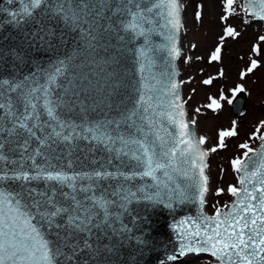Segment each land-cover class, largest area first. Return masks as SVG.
Wrapping results in <instances>:
<instances>
[{
  "label": "snow or ice",
  "instance_id": "6c2138e0",
  "mask_svg": "<svg viewBox=\"0 0 264 264\" xmlns=\"http://www.w3.org/2000/svg\"><path fill=\"white\" fill-rule=\"evenodd\" d=\"M237 8L244 23L264 22V0H221L219 20L238 15ZM182 9L179 0L0 4V30L20 31L24 49L56 53L23 73L25 52L0 49V63L13 61L12 74L0 75V264H100L114 250L109 237L129 234L124 217L139 202L169 209L198 203L194 216L172 225L182 256L264 264V121L250 137L259 148L244 142L243 155L231 160L238 186L226 191L233 200L206 214L205 137L197 139L185 120L183 82L176 80ZM222 31L210 61L221 59L227 38L240 35L231 25ZM252 52L261 55L260 45ZM259 64L252 59L241 79ZM230 91L209 95L204 107L231 105L245 89ZM237 134L233 121L219 131L218 147Z\"/></svg>",
  "mask_w": 264,
  "mask_h": 264
},
{
  "label": "rangeland",
  "instance_id": "374dc122",
  "mask_svg": "<svg viewBox=\"0 0 264 264\" xmlns=\"http://www.w3.org/2000/svg\"><path fill=\"white\" fill-rule=\"evenodd\" d=\"M200 1L192 0V3L189 4L188 0H185V12L188 16H193V4L195 6V19L192 22L194 29L191 31L188 41H184L185 54L181 60L183 80L179 76L183 82L182 86H186L189 89V93L184 98L187 101L185 104L186 108L190 106V111H192L190 117L195 120V126L198 128L199 134L205 137V143L209 150L218 146L219 131L230 129L233 121L236 122V127H239V129L245 128L243 135L235 139L236 144L232 148L231 153L220 151L221 154H219L215 151L209 156L208 169L210 168V187L212 190L207 195L206 212L212 215L215 210L214 206H223L225 202L232 200L233 197L226 191L227 187L229 185L238 186L237 174L232 169L231 160L243 155L245 150L241 149L239 145L250 140L249 145H255L256 147L261 142L250 137L259 123L264 121V101H262L264 98L260 94L257 95L258 100L253 101L250 96L258 92L264 94V59L261 60V57L257 59L261 64L243 79H241L240 73L246 71L251 60L254 59L252 58L255 55L252 52L253 46L260 45V47H263V41L258 39L259 36L264 35L261 34L264 30L258 29L254 31L253 38H250L251 41L246 39L245 41L248 42H245L244 45L242 44L241 48L239 45L234 46L237 43L232 44L227 49L222 46L221 59L219 61H210L211 52L220 44L214 45L223 34V28L228 25L236 27V25H240V21L236 18L232 20L233 16H231L227 22H221L219 20L221 11L209 14L208 20L204 19L202 18L203 7ZM197 11L201 13L199 19L196 17ZM213 20L212 30L215 31L211 32L210 25ZM202 22L203 24L200 25ZM255 22H260L264 25L262 21H253L251 23L252 26ZM185 28H189V26ZM231 50H236L237 55H235L234 59L228 60L229 54L233 52ZM262 56H264V53ZM221 69L224 71V76L219 75ZM227 70H229V73ZM234 73L235 75L233 76ZM209 78H213V84L204 85L203 80ZM226 84L229 89L225 95L228 96H231L230 90L232 88L237 85H243L246 94V108L243 114H235L232 104L228 105L227 103H224V106L217 111L204 107L209 102L208 96H216L217 92ZM198 108L200 109L199 112L196 111ZM255 109H257L256 112H254ZM261 132L263 133L264 129H261ZM220 188L225 191L221 195H216V190ZM171 264H218V262L210 255L196 253Z\"/></svg>",
  "mask_w": 264,
  "mask_h": 264
},
{
  "label": "water",
  "instance_id": "95a60500",
  "mask_svg": "<svg viewBox=\"0 0 264 264\" xmlns=\"http://www.w3.org/2000/svg\"><path fill=\"white\" fill-rule=\"evenodd\" d=\"M179 2L181 3L182 0H179ZM3 3L4 0H0V4ZM4 18L5 17H0V19ZM181 20L183 25V9ZM180 33L181 29L178 34L177 42V46L181 50ZM22 42V33L12 26L5 25L3 29L0 30V49H17L25 52L27 63L20 66V70L23 73L32 70L34 63L47 65L48 61L56 55V53L43 51L37 48L24 49L22 47ZM180 57L175 61V67L179 74L178 60ZM12 64V58L8 56L6 62L0 63V75L5 77L10 76L12 74ZM132 68L133 63L129 60L128 77L134 82L135 78ZM176 80L180 82L179 75L176 77ZM180 92L183 98L181 87ZM245 107V93L237 94L236 99L233 101L234 112L236 114H242ZM185 111V120L189 122L190 129L194 131L195 137L199 139L195 126L191 124V120L187 116V108H185ZM259 146L257 148H259ZM201 148L208 152L204 144L201 145ZM206 163L208 165V156L206 157ZM205 174L207 175V168L205 169ZM129 207L130 211L127 216L124 217L125 223L128 224L130 229L129 234L126 238L124 236H117L114 239L109 237L107 242L114 245V250L110 254H105L100 264H168L177 262L186 255L191 254L186 253L183 256L179 254V236L172 225L177 224L180 219L194 216L198 210V203L185 202L183 204H174L172 209L150 202L133 203ZM169 256H175L176 258L174 260H168Z\"/></svg>",
  "mask_w": 264,
  "mask_h": 264
},
{
  "label": "bare ground",
  "instance_id": "6f19581e",
  "mask_svg": "<svg viewBox=\"0 0 264 264\" xmlns=\"http://www.w3.org/2000/svg\"><path fill=\"white\" fill-rule=\"evenodd\" d=\"M188 3H192V0H188ZM201 3V6L203 7V12H202V18L204 19H209V14H214V13H219L221 11V0H201L200 1ZM182 5H183V26H182V30H181V47H182V55H181V58L178 62L179 64V68H180V77H181V80H183V74L182 73V65H181V60L185 54V46H184V41H188V39L190 38V33L191 31H193L194 29V26L192 27V22H194V19H195V6L193 4V16H188L185 12V9H186V6H185V0H182ZM237 12L239 13L238 15H233V17L231 18L232 20L234 18L238 19L240 21V25H236V30L240 33V35L236 38H227L224 42H223V46H224V49H227L229 46L231 47L232 44L234 43H237V45H234V46H240L241 48V45L245 44V42H248V41H251L250 38H253V33L254 31L258 30V29H261V30H264V25H262L260 22H255V24L252 26V24H246L244 23V20L246 19V17L242 14V12L239 11V8H237ZM250 19V18H248ZM213 22L214 20L211 22V25H210V28H211V32L215 31V30H212V25H213ZM203 22L200 24L202 25ZM189 28H185V27H188ZM252 26V27H251ZM261 34H264V32H261ZM192 35V34H191ZM223 35V34H222ZM248 40V41H245V40ZM259 40V39H258ZM217 43H220V40L217 41L214 45H216ZM263 44H264V41H263ZM209 47V45H208ZM211 47V46H210ZM214 47V46H213ZM233 51V50H231ZM236 50L233 51L232 53L229 54V59L228 60H232L234 59L235 55L236 54ZM264 53V45L263 47H261V55H253L252 58L254 59H259ZM262 60V59H261ZM261 64V62H260ZM263 64V63H262ZM232 70V69H231ZM228 73H229V70H227ZM235 75V73L233 74V76ZM234 78V77H233ZM233 82V80H232ZM222 89L224 90L225 94L227 93L228 89H229V86L226 84L222 87ZM182 93H183V98L186 97V94L189 93V89L186 88V86H182ZM218 94H219V91L217 92L216 96L218 97ZM264 98V94H262L261 92H258L257 94L253 93L250 97L253 101H257V95H260ZM264 101V99L262 100ZM199 109V108H198ZM190 106H187V115L189 117L190 120H193L191 119L190 117V113L192 111H190ZM257 109L254 110V112H256ZM197 128V127H196ZM244 129L245 128H242V129H239V127H237V132L238 134L235 136V137H229L225 140V145L226 147L224 148H219L218 146L216 147L217 150L216 152L221 154L220 151H224V153H231L232 152V148L235 147V144H236V140L238 137L242 136L243 133H244ZM197 132H198V128H197ZM198 136L201 137V135L199 134L198 132ZM248 143H250V140L248 141ZM205 144V147L206 149H208L206 143ZM250 147L254 148L255 149V145L254 146H251ZM208 152H209V155L210 156L212 154V151L211 149L209 150L208 149ZM232 156V155H231ZM207 175L209 177V188H210V191L212 190L211 187H210V168L208 169V166H207ZM206 205H205V210H206ZM168 264H171V263H168Z\"/></svg>",
  "mask_w": 264,
  "mask_h": 264
}]
</instances>
